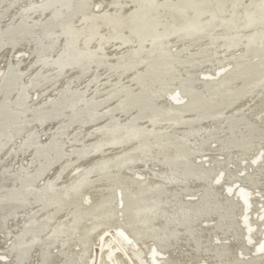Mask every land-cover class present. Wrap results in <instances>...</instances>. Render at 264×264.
<instances>
[{"label": "water", "instance_id": "1", "mask_svg": "<svg viewBox=\"0 0 264 264\" xmlns=\"http://www.w3.org/2000/svg\"><path fill=\"white\" fill-rule=\"evenodd\" d=\"M0 264H264V0H0Z\"/></svg>", "mask_w": 264, "mask_h": 264}]
</instances>
